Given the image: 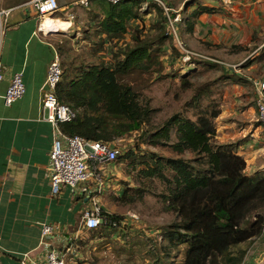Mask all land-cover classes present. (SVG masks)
I'll list each match as a JSON object with an SVG mask.
<instances>
[{
	"label": "trees",
	"instance_id": "1",
	"mask_svg": "<svg viewBox=\"0 0 264 264\" xmlns=\"http://www.w3.org/2000/svg\"><path fill=\"white\" fill-rule=\"evenodd\" d=\"M139 3V0L117 3L100 0L102 16L95 15V34L102 42L114 41L125 34L129 21L142 17ZM213 10L214 7L197 4L180 18L179 27L191 32L199 15ZM170 16L174 17L171 13ZM171 39L168 28L150 39L134 35L133 44L121 50L120 58L115 56L112 62H81L75 66L64 63L55 94L75 111V116L59 126L65 134L107 143L137 131L141 141L167 146L177 156L148 152L136 157L132 149L123 154L142 164L139 174L156 178L163 185L157 196L163 210L173 213L175 219L161 228V237L168 248L175 247L182 253L180 264H242L246 249L241 243L264 233V170L247 173L237 143L218 142L215 138L216 117L221 108L210 95L216 82L228 75L194 86L188 80L193 68L182 72L179 88L193 90L184 103L185 110L171 114L152 131L147 128L155 109L142 101L130 82L124 81L123 76L134 70H149L161 52L160 45ZM194 60L196 67L217 65L200 57ZM184 152L191 155L181 156ZM132 190L141 195V188ZM126 191L121 195L125 196ZM100 214L102 222L94 232L109 234L121 221L118 215L102 207ZM160 248L165 246L162 244ZM156 258L153 264H163V257Z\"/></svg>",
	"mask_w": 264,
	"mask_h": 264
},
{
	"label": "crops",
	"instance_id": "2",
	"mask_svg": "<svg viewBox=\"0 0 264 264\" xmlns=\"http://www.w3.org/2000/svg\"><path fill=\"white\" fill-rule=\"evenodd\" d=\"M57 1L52 22L68 21L67 29L79 28L80 23L86 22L92 25L95 15L102 16L100 0H90L86 6L78 0ZM220 2L218 6L204 3L214 10L199 15L191 32L179 27L180 36L190 47L203 53L214 48L230 51L234 50L233 45L248 46L253 34L264 31V0ZM0 9L10 10L0 29V264H18L23 254H27L32 264H46L51 249L63 253L65 248L69 249L66 260L79 264V259L90 253L95 241L87 236V231L94 229L83 228L81 221L82 210L89 201L68 187L56 195L51 193L50 152L54 133L51 124L42 119L41 111L47 66L54 54H58L53 30L40 28L41 19L31 0H0ZM247 56H241L240 61ZM20 71L25 91L6 106L3 94L13 74ZM226 74L227 77L220 79L223 82L235 79L243 84L246 81L245 76L235 72ZM225 111L221 108L216 117V140L237 143V152L246 161L247 173L264 170V136L261 145L257 139L261 128L238 127L231 110ZM101 197L98 196L100 206L112 213L107 203L100 201ZM44 223L54 225L46 236L41 234Z\"/></svg>",
	"mask_w": 264,
	"mask_h": 264
},
{
	"label": "rangeland",
	"instance_id": "3",
	"mask_svg": "<svg viewBox=\"0 0 264 264\" xmlns=\"http://www.w3.org/2000/svg\"><path fill=\"white\" fill-rule=\"evenodd\" d=\"M163 1L171 8L169 12L172 16L178 15L179 18L189 13L197 4L211 3L218 6L220 2V0L219 2L186 0L181 4V0ZM187 2L188 6L185 5ZM138 10L142 17L131 19L127 25V32L114 41L102 42L101 37L95 34L94 23L90 25L88 22L80 23L79 28L72 26L66 30L53 31L52 38L59 48L62 68L64 63L75 66L81 62H112L115 56L120 58L121 50L133 44L134 35L140 39H150L168 28L167 16L156 2H148L147 5L139 3ZM178 22L175 26L184 45L206 56L203 59L210 62L217 61L218 66L209 67L204 64L196 67L198 64L194 59L189 64H183L180 52L171 39L160 45L161 52L156 55V62L151 64L149 70H134L123 76L124 81L130 82L139 92L142 101L155 109L147 129L152 131L171 114L185 110L184 103L192 96L193 90H181L179 79L181 72H186L189 68L194 70L188 77L194 86L231 71L245 76L246 81L243 84H239L235 79H228V82L218 80L210 96L221 104V108L226 109V113L227 109L231 110L238 122L235 123L236 126L246 128L250 125L253 128H260L255 108V89L250 79L264 78V31L261 34H253L248 46L237 45L239 48L230 50L233 51L231 53L229 49L225 51L220 48L203 53L199 49L190 47L182 34L180 36ZM65 26L63 25L62 28H66ZM245 55L248 56L240 61V57ZM247 63L248 65L245 66ZM233 65L236 67L234 68ZM139 134L140 132L133 131L111 143L122 155L113 164L102 168L104 189L99 200L106 202L108 210L118 215L121 221L119 225L114 226L112 235L100 230L87 231L88 238H93L95 241L91 245L90 253L83 254L79 259L77 262L79 264H153L156 257H163V264H180L182 260V253L177 252L175 247L168 248L167 242L161 237V228L175 219L173 213L163 210L157 196L163 189L162 183L156 178H145L139 174L142 164L134 163L136 159L123 156L131 149L136 157L146 155L148 152L165 157H174L177 154L167 146H154L141 141ZM263 136L264 131L261 130L257 137L260 139V145L263 144L261 141ZM180 155L189 157L191 154L184 152ZM133 188H141V195L135 193ZM124 189L127 190L125 196L121 195ZM162 244L165 246L163 249L168 250V255L160 248ZM241 246L246 249L242 264L264 263V233L241 243ZM161 252L164 255L161 256ZM67 260V264H74L72 260Z\"/></svg>",
	"mask_w": 264,
	"mask_h": 264
},
{
	"label": "built area",
	"instance_id": "4",
	"mask_svg": "<svg viewBox=\"0 0 264 264\" xmlns=\"http://www.w3.org/2000/svg\"><path fill=\"white\" fill-rule=\"evenodd\" d=\"M90 0H78L77 2L86 6ZM117 3L121 0H106ZM140 3L147 5L148 2H156L163 8L167 16L168 31L171 34L174 46L180 52L183 64L191 63L196 57L206 58L201 54L187 48L178 35L175 23L180 20L179 16H170L171 8L163 0H139ZM31 5L42 19L43 15L52 16L58 9L57 0H31ZM8 9H0V29L3 28L5 19L9 14ZM215 61V60H214ZM217 62V61H216ZM238 66V65H237ZM235 68L236 66L233 65ZM0 79H2L0 63ZM62 79V67L59 54L55 53L47 66L46 78L41 97L42 119L49 122L52 126L54 139L50 152L51 174L50 186L51 193L56 195L64 187H68L72 193H77L89 201V205L82 210L81 221L83 228L92 230L100 226L102 222L100 214V204L98 196L104 189L103 170L104 166L113 164L119 155V149L111 143L99 140H89L80 135H68L61 131L59 124L70 121L75 116V111L65 103L57 99L55 90L57 84ZM255 89V108L257 120L260 128L264 131V78L251 79ZM25 91L22 72L13 74L4 94L3 102L6 106L11 105L20 98ZM54 225L49 223L42 224V236L49 235ZM69 249L65 248L63 253H58L51 249L47 255L46 264H67L66 257ZM18 264H32L29 262L27 254H23Z\"/></svg>",
	"mask_w": 264,
	"mask_h": 264
},
{
	"label": "bare ground",
	"instance_id": "5",
	"mask_svg": "<svg viewBox=\"0 0 264 264\" xmlns=\"http://www.w3.org/2000/svg\"><path fill=\"white\" fill-rule=\"evenodd\" d=\"M53 16H49V15H43L42 19H41V25L40 28H42L43 30H63V25H66V29L69 27V22L67 21V23H61V24H55L52 22ZM52 32V31H51Z\"/></svg>",
	"mask_w": 264,
	"mask_h": 264
}]
</instances>
